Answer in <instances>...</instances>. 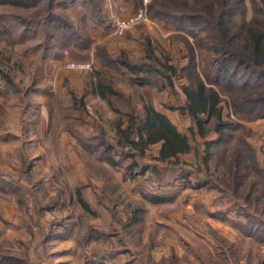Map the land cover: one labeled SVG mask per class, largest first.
<instances>
[{
  "label": "rangeland",
  "instance_id": "1",
  "mask_svg": "<svg viewBox=\"0 0 264 264\" xmlns=\"http://www.w3.org/2000/svg\"><path fill=\"white\" fill-rule=\"evenodd\" d=\"M8 1L0 2V68L13 79L14 85L0 93V252L25 258L30 264H53L55 261L76 264L83 259L79 256L81 250L97 253L107 249L112 253L129 250L118 257H107L109 264H130L132 261L134 264H264L263 244L241 235L236 241L231 240L238 233L237 227L231 225V219L236 218L234 212L232 216H223L227 223L209 224L206 219H213L216 214L208 211L201 197L190 191L205 189L195 188L196 170L204 143L214 141L217 134L210 133L202 138L196 130L193 134L189 131L193 123L188 113L181 111L185 106L182 89L189 84L188 72L197 71L199 56L195 42L208 37V45L220 46L212 37L218 34L217 20L225 0H174L172 3H161L165 0H99L95 10L99 9L97 14L108 22L107 31L102 34L91 33L81 17L74 24L84 7L79 1L66 4L48 0ZM226 1V8L234 11L231 30L251 20L256 1ZM149 8L171 17L196 15L206 22L198 21L197 31L191 36L170 25L173 33L169 34L162 30L163 22ZM140 9L145 14L141 21L126 29L122 36L113 32L109 23L126 21ZM87 12L90 11L84 13ZM54 18L73 23L81 45L88 46L63 49L60 56L67 55L65 61L90 62V70H68L65 62L56 68L42 66L45 58L38 47L50 42L51 50L60 51L61 39L67 33L66 29L54 28ZM26 27L32 31H24ZM191 49H195L194 62L190 61ZM122 63L149 70L152 73L149 85L134 84L132 73ZM161 63L175 70L172 84L160 74L163 71ZM230 65L233 67L235 63L230 62ZM96 73L102 74L105 84L119 93L110 99L122 112L120 116L95 94ZM38 85L44 87L40 94ZM214 88L222 100V118L236 123L232 124L235 138L246 139L258 164L263 166L264 115L255 110L250 118L237 116L226 91L219 86ZM145 103L171 118L178 115L181 125L183 122L189 125L185 136L190 152L179 157L177 164H159L158 174L154 171L158 165L154 160L156 148L147 149L141 156L136 152L132 160L121 158L122 149L129 151V148H120L116 143L115 128L119 117L125 125L127 114L139 115ZM40 108L46 126L38 123L42 120ZM95 136L98 141L117 146L113 157L120 165L108 166L97 153L89 156L82 152L79 142ZM235 138L230 140L229 146ZM237 148L229 149L232 159L239 153ZM212 153L215 162L222 155V148L213 147ZM243 160L247 163V156L243 155ZM133 161L138 166L129 175L128 167ZM181 172H192V175L181 182L177 180ZM228 184L233 185L231 181ZM179 186L183 189L178 190ZM77 189L94 207V213L80 209ZM207 190L233 207L231 201L216 190ZM143 194L163 195L166 200L152 203L146 201ZM137 208L142 212L137 215L139 220L132 223L131 217ZM73 221L82 231L81 237L90 227L107 233L104 243L101 240L83 246L75 242L73 232L67 239H59L63 226L70 225L71 231L74 230ZM217 239L225 242L223 252ZM230 244H234L233 256H230ZM60 251L66 255L56 260L54 253ZM70 252H74V256Z\"/></svg>",
  "mask_w": 264,
  "mask_h": 264
},
{
  "label": "trees",
  "instance_id": "2",
  "mask_svg": "<svg viewBox=\"0 0 264 264\" xmlns=\"http://www.w3.org/2000/svg\"><path fill=\"white\" fill-rule=\"evenodd\" d=\"M48 1H60L64 4L68 3V1L70 3L80 1L88 11L100 20V16L97 14L99 9L95 10V4L99 0ZM173 1L165 0L161 1V3H172ZM254 1L257 3L254 2L253 17L251 20L242 23L235 31L229 27L234 11L226 8L228 6L226 0L223 2L221 14L217 20L218 34L216 37H212L214 41L216 40L220 44V46L218 45L219 47L208 45L206 43L208 42V37H203L200 39L201 41L195 42L199 56L197 71L192 69L188 72L189 84L182 89L185 95V106L181 111L188 113L192 119L193 126L189 129L192 134L194 130L202 138L210 133L217 134V138L214 141L204 143L203 152L201 157H199L196 170L198 179L195 188L214 189L221 196L230 200L236 217L231 220L232 224L238 228L244 237L264 245V159L263 166H260L254 150L250 148L246 139L235 138L233 126L236 123L230 119L224 120L222 118L223 108L220 105L222 100L219 91L214 88L219 86L222 91H226L237 116L250 118V114L254 113L255 110L264 115V0ZM0 2L10 1L0 0ZM20 3L27 4V2L21 1ZM149 9L160 21L172 26L184 35L187 33L190 36L194 35L195 31H197L195 28L196 23L198 21L201 22V20L202 24L206 22L205 19H201L196 15L171 17L153 8ZM54 21H56L54 25L56 30L66 29L67 33L61 39L60 51H57V49L51 50L50 46L52 44L50 42L47 44L43 43L38 47L42 49L44 57H61L63 49L66 50L69 47L88 48V46L81 45L82 40H80L73 23L57 18H54ZM29 30L32 31L29 27L24 28V31ZM205 51H207L206 54L204 53ZM194 52L195 49H191V62L195 60ZM230 62H234L235 65L232 67ZM124 66L137 77V81L133 82L134 84L137 86L149 85L151 82L150 74H152L149 70L140 65L124 64ZM160 66L163 70L160 74L164 75L168 84H172L175 70L163 63ZM193 68H195V65H193ZM0 76L6 89L14 85L13 79L2 68H0ZM95 77L97 78V84L94 87L95 94L106 101L109 108L120 116L122 112L113 106V102L110 99L111 96H118L119 93L114 91V88L110 85L105 84L102 74L96 73ZM127 117L128 121L125 125L121 117H119L115 128L117 146L129 148V151H123L122 149L121 158L134 160L133 158L137 154L143 155L150 145L160 143L158 156L154 159L158 164L154 171L158 174L159 164H177L179 156L190 151L189 140L185 136L180 135L167 117L157 112L150 104L145 103L139 115L127 114ZM73 118L78 119V117ZM208 125L210 126L209 128L206 127ZM66 131L74 137L68 128ZM232 138H235L234 142L230 143L229 146L228 144ZM79 144L82 152L86 155L91 156L97 153L98 158L103 160L108 166L116 167L120 165V162L113 157L117 146L98 141V136L92 137L88 141L83 139L82 143L79 142ZM237 145H241V149L237 148ZM213 147L222 148V155L215 162L214 158L212 159L214 157L212 153ZM235 147L239 153L235 159H232L229 149L232 150ZM136 152L137 154H135ZM243 155L247 156L248 164L243 163ZM211 162L214 164L211 165ZM137 166L138 164L133 161L128 167V174L130 175L134 169H137ZM221 168L223 170L219 171ZM190 175H192V172H181L178 174L177 180L185 182ZM230 181L233 183L231 186L228 184ZM143 197L146 201L156 204L166 200L165 196L157 194H143ZM76 200L83 212L91 213L87 203L81 197L79 189L76 190ZM140 212H142V209L140 210L139 208L133 211L132 223L139 220L137 215ZM107 235V233L103 234L98 229L90 227L86 229L85 236H79L77 241L84 246L85 243L101 241ZM217 241L220 243V248L223 252L225 242L221 239H217ZM229 250L230 256L235 255L234 244L229 245ZM94 253L97 254L96 252ZM99 255L89 258L87 264H104L102 262L103 257ZM0 264H30V262L25 258L0 252Z\"/></svg>",
  "mask_w": 264,
  "mask_h": 264
},
{
  "label": "crops",
  "instance_id": "3",
  "mask_svg": "<svg viewBox=\"0 0 264 264\" xmlns=\"http://www.w3.org/2000/svg\"><path fill=\"white\" fill-rule=\"evenodd\" d=\"M102 1H104V0H101V2ZM76 2V1H75ZM75 2H73V3H75ZM80 2V1H79ZM106 2V1H105ZM116 2H119V0H116ZM81 3V2H80ZM112 3H113V1H112ZM116 4V3H115ZM83 5V4H82ZM84 7H82L81 8V12L79 13V15L77 16V19L74 21V24H77L78 23V18L79 17H81L82 18V20H81V22H85V24H88V29L91 31V33H93V34H102L103 32L105 33V31H107V28H108V22H107V20L106 19H104L103 17H99L100 18V20L95 16V15H93L91 12H88V13H84L87 9H86V7H85V5H83ZM80 10V9H79ZM109 20V19H108ZM162 24V30L164 29V30H166L167 31V33H169V34H171V33H173V31H172V27H170L169 25H166V24H164V23H161ZM107 33V32H106ZM90 37H91V39L92 40H94L95 38L94 37H92L91 35H90ZM95 43V42H94ZM72 50H73V48H72ZM92 53V52H91ZM87 54H89V53H87ZM45 59L43 60V62H42V66H44V67H48L49 69L50 68H56V66L57 65H59L60 66V63H63V62H65V60H67L68 58H67V55H64L63 57H61V58H59V57H53V56H45L44 57ZM94 64V63H93ZM130 77L133 79V82H135V81H137L136 79H137V77L136 76H134L133 74L132 75H130ZM37 92L40 94L41 92H43V89H41V88H44V87H41L40 85H38L37 87ZM3 90H6V88H5V86H4V84L2 83V81H1V79H0V93H2L3 92ZM42 108V107H41ZM40 108V112H39V114H40V118L42 119H40L41 121L40 122H38V123H42L43 124V126H44V124H45V126H46V122H45V119H44V117H43V114H44V112H43V109H41ZM155 110L157 111V112H160L157 108H155ZM160 113H162L163 115H165L166 117H167V119L172 123V125L175 127V129H176V131L180 134V135H182V136H185L186 135V130H187V128H188V126L189 125H185V122H183L184 124H182L181 125V122H180V117L178 116V115H176V116H174L173 118H171V117H169L168 115H166L165 113H163V112H160ZM184 114V113H183ZM183 118L185 117V116H183V115H181ZM36 128H37V126H35ZM35 130V129H34ZM187 136V135H186ZM185 136V137H186ZM187 138V137H186ZM188 139V138H187ZM151 147H154V148H156L155 150H156V153H155V157L154 158H156L157 156H158V152H159V149H160V143H156V144H152V145H150L147 149H149V148H151ZM147 149L145 150V152L147 151ZM190 152V151H189ZM188 152V153H189ZM187 154V153H186ZM186 154H183V155H180L179 157H181V156H184V155H186ZM93 155V154H92ZM91 155V156H92ZM182 182V181H181ZM178 183L179 182H177V185H178ZM173 184V183H172ZM183 184V183H182ZM177 185H175V186H177ZM180 188H178V190H180V189H183V188H181V186H179ZM184 191H186V189H184ZM190 191L192 192H194L195 194H198L197 195V197L199 196V197H201V202H202V204H204L205 205V207L207 208V210L208 211H210V212H212V210H213V212H212V214L213 213H215L216 215L214 216L215 218H208V219H206V222H208L209 224H211V222H214L215 224H219V225H221L222 223H227V222H225V220H223V216H225V217H229L230 215L232 216L233 215V212H234V209H233V207L231 206V205H229L228 204V202L226 201V200H224V199H222V198H220V197H218V195L216 194V193H214V192H212V191H208L207 189H195V190H192V189H190ZM81 192V191H80ZM194 197H196L195 195H194ZM197 199V198H196ZM86 202V201H85ZM87 203V205H88V207H89V209H90V211H94V207H92L91 205H90V203L89 202H86ZM159 204V203H158ZM78 206H79V204H78ZM80 207V206H79ZM105 208V207H104ZM81 209V208H80ZM106 209V208H105ZM147 210V209H146ZM94 213V212H93ZM222 217V218H221ZM108 219H109V222H110V218H109V215H108ZM232 220V219H231ZM72 225H74L75 226V224H74V221H73V224ZM232 226H233V224H231ZM65 227H67V228H65ZM70 227V225H67V226H63V229L65 228V230H63V229H61L62 231V233H61V235H58V237H60L59 239H67V236L68 235H71V232H73L72 233V235L74 236V238H76L75 239V242L76 243H78V241H77V238L79 237V236H82L81 235V232L82 231H80L76 226H75V228H74V230L73 231H71V227ZM99 231H101L100 229H98ZM237 231H238V233H235V237H233V239H231L232 241H236V239H239L240 238V235H241V237L242 238H244V239H247V240H250V238H247V237H244L242 234H240V231L238 230V228L236 229ZM85 232H86V230H85ZM103 234H104V232L103 231H101ZM84 236H85V234H84ZM236 238V239H235ZM102 242L104 243V239L102 240ZM90 245H92V244H94V242H90L89 243ZM87 250V249H86ZM129 251V250H128ZM128 251H123V252H114V253H112L109 249H107V251L106 250H102L101 252H97V254H95L93 251H91L90 250V252L89 251H83L82 252V250L80 251V258H81V256H83V259H79V262L78 261H76V264H87L88 263V259L89 258H92V257H94V256H96V255H99V256H101V257H103V263L104 264H109L108 262H107V257H108V259H110V258H112V257H118L120 254H127L128 253ZM71 253V252H70ZM73 256H74V252L73 253H71ZM63 255H66V253L65 252H63V251H60V252H58V253H54V257L56 258V260L57 259H61V258H59L60 256H63ZM78 256V257H79ZM78 259V258H77ZM80 261H81V263H80ZM135 263V261H132L130 264H134ZM53 264H68V262H65V261H55ZM90 264V263H89Z\"/></svg>",
  "mask_w": 264,
  "mask_h": 264
},
{
  "label": "built area",
  "instance_id": "4",
  "mask_svg": "<svg viewBox=\"0 0 264 264\" xmlns=\"http://www.w3.org/2000/svg\"><path fill=\"white\" fill-rule=\"evenodd\" d=\"M144 12L140 9L138 10L137 14L126 20V21H119L114 20L113 22L109 23V26L112 28L113 32L118 36H122L126 29L136 25L139 21L144 18ZM92 67V63H80V62H72V61H65V68L68 70H90Z\"/></svg>",
  "mask_w": 264,
  "mask_h": 264
}]
</instances>
